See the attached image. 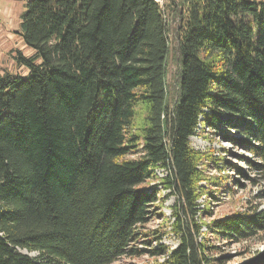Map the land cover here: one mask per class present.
I'll use <instances>...</instances> for the list:
<instances>
[{"label":"trees","instance_id":"16d2710c","mask_svg":"<svg viewBox=\"0 0 264 264\" xmlns=\"http://www.w3.org/2000/svg\"><path fill=\"white\" fill-rule=\"evenodd\" d=\"M172 3L167 16L157 0L27 2L18 32L33 54L14 57L26 75H0V264H226L223 247L264 236V207L203 223L197 203L225 170L264 179V0ZM204 132L249 154L246 169L190 148ZM244 252L237 264H264Z\"/></svg>","mask_w":264,"mask_h":264},{"label":"rangeland","instance_id":"374dc122","mask_svg":"<svg viewBox=\"0 0 264 264\" xmlns=\"http://www.w3.org/2000/svg\"><path fill=\"white\" fill-rule=\"evenodd\" d=\"M29 0H0V75L7 72L13 75H26L25 69L17 66L14 57L19 53L24 58H30L33 54L26 46L23 45L21 38L19 36V23L20 15L25 11V6ZM161 5L163 12L167 15L170 14L173 8V0H157ZM165 15V16H166ZM168 16V15H167ZM177 20H174L170 24L171 31L175 30ZM170 41V52L168 54V63H167V74L165 77V84L167 86V91L169 94H172L173 89L175 88L176 80V55H175V42L173 41V34L170 32L168 36ZM139 117L136 120V123L139 125L142 120V113L139 110ZM190 148L194 149L197 152L205 153L211 152L214 157L225 156V159L231 162V164L236 165L237 167L245 170L246 167L239 162L237 155L249 157V154L243 153L238 147L232 146L228 143L227 140L221 139L220 137L213 136L204 132L203 134L197 133L196 135L191 136L189 139ZM132 158V157H129ZM199 168H201L199 166ZM206 172L209 176L217 177L223 172H218L217 170H210ZM205 171V170H204ZM225 174L228 178L224 180L226 183V188L224 187L222 191L215 195L210 191L214 189L211 186H208L205 182L200 183L203 191H207L206 196L201 195L197 203L199 208H204L207 210L206 216L200 220V222L207 223L212 219H219L235 212H244L249 207L259 206V209L264 207V179L258 180L256 183L251 181H245L233 171L225 170ZM156 175L158 178L163 177L161 171H157ZM253 177L252 175H249ZM238 181L240 186L233 184V181ZM207 188V189H206ZM165 195L164 203L162 209L158 212L165 215L167 218H171V212L169 207L173 206L175 202V197L168 195L167 191L161 193L160 198ZM215 199V200H214ZM161 219H153L147 229H155L160 223ZM163 244L170 247L176 245V240L171 234H165L163 237ZM142 246V245H139ZM223 252L226 253L230 261L226 264H237L250 257L249 254H244L245 249L248 252H254L259 250H264V236H259L256 239L250 240L248 243H240L236 245H230L228 247H223ZM153 258L148 256L137 257L136 259H131L123 257L118 261L112 264H147L153 262ZM161 261V260H157Z\"/></svg>","mask_w":264,"mask_h":264}]
</instances>
